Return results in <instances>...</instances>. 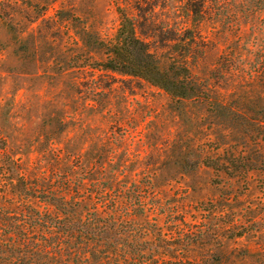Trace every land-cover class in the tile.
<instances>
[{"label":"rangeland","instance_id":"obj_1","mask_svg":"<svg viewBox=\"0 0 264 264\" xmlns=\"http://www.w3.org/2000/svg\"><path fill=\"white\" fill-rule=\"evenodd\" d=\"M186 1L0 0V135L10 174L87 196V209L109 184L120 211H138L141 196L144 217L173 246L193 232L190 248L166 260L264 264V13L245 17L231 0L193 17ZM118 6L151 23L142 32L165 54L183 43L166 37L169 28L180 38L193 30L191 72L227 109L204 96L177 110L142 78L93 65L105 58L98 42L114 34ZM206 155L223 166H205Z\"/></svg>","mask_w":264,"mask_h":264},{"label":"trees","instance_id":"obj_2","mask_svg":"<svg viewBox=\"0 0 264 264\" xmlns=\"http://www.w3.org/2000/svg\"><path fill=\"white\" fill-rule=\"evenodd\" d=\"M230 1L187 0L186 4L189 14L197 17L206 10L208 13L212 7H226ZM235 1L240 7L236 11L245 17L264 13V0ZM236 11H228L234 19ZM117 13L118 26L114 34L98 42L105 58L93 65L142 78L164 90L177 104V110L180 108L178 103L206 96L209 103L215 104L216 111L227 109L211 87L197 85L191 72L192 64L187 54L194 53L193 30L189 28L180 38L177 30L169 28L166 37H175L172 39L183 43L173 50L177 55L165 54L160 46L152 44V38L144 36L148 34L142 32L148 25L151 28V23L137 19L120 6ZM201 162L215 168L223 166L207 155ZM13 164L6 153V140L0 135V167L4 170L1 176L5 177L0 182L5 189L1 192L9 191L19 199L8 204L2 200L4 193L0 194V264H191L181 258L166 260L165 255L171 256L178 246L181 250H188L194 241L190 236L193 232L187 230L183 235L186 240L179 245L175 242L173 246V240L161 237L157 222H149L144 217L141 196L132 202L140 212L120 211L117 200L107 195L109 184L100 189L99 197L87 209L83 204L87 196L70 195L66 190L59 191L58 187L39 188L24 174L11 176ZM39 202L48 208L39 209L36 205Z\"/></svg>","mask_w":264,"mask_h":264}]
</instances>
